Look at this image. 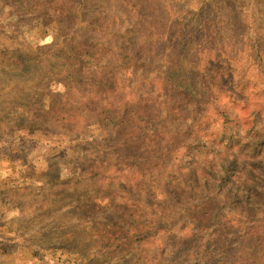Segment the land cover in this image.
<instances>
[{"label": "rangeland", "instance_id": "374dc122", "mask_svg": "<svg viewBox=\"0 0 264 264\" xmlns=\"http://www.w3.org/2000/svg\"><path fill=\"white\" fill-rule=\"evenodd\" d=\"M0 264H264V0H0Z\"/></svg>", "mask_w": 264, "mask_h": 264}, {"label": "trees", "instance_id": "16d2710c", "mask_svg": "<svg viewBox=\"0 0 264 264\" xmlns=\"http://www.w3.org/2000/svg\"><path fill=\"white\" fill-rule=\"evenodd\" d=\"M185 86V85H184ZM185 88H187V87H185Z\"/></svg>", "mask_w": 264, "mask_h": 264}]
</instances>
